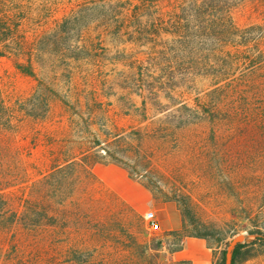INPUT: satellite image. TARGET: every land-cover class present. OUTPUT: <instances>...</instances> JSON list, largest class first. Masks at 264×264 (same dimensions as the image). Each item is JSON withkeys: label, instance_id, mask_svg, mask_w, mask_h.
Masks as SVG:
<instances>
[{"label": "rangeland", "instance_id": "374dc122", "mask_svg": "<svg viewBox=\"0 0 264 264\" xmlns=\"http://www.w3.org/2000/svg\"><path fill=\"white\" fill-rule=\"evenodd\" d=\"M83 1L9 0L28 45L19 61L31 56L34 75L0 55L11 121L0 141V264H189L172 254L190 236L205 238L219 262L239 235L235 264H264V244L251 243L264 232V128L224 112L218 123L190 122L180 104L193 107L210 80L156 94L170 85L152 66L178 74L179 52L169 43L156 55L129 39L157 14L127 3L129 31L117 35L109 24L118 4L92 0L75 14ZM232 15L239 26L264 24V3L246 0ZM66 159L79 164L53 174ZM134 182L176 205L179 230L149 227L130 198L141 194L122 192Z\"/></svg>", "mask_w": 264, "mask_h": 264}, {"label": "trees", "instance_id": "16d2710c", "mask_svg": "<svg viewBox=\"0 0 264 264\" xmlns=\"http://www.w3.org/2000/svg\"><path fill=\"white\" fill-rule=\"evenodd\" d=\"M131 1L133 0L101 1V5L109 9L118 4L116 9L110 10L116 19L109 24L113 25L116 34L129 31L126 4ZM137 1L140 3L135 7L139 9V13L147 10L152 11L151 16L153 13L157 15L151 17V21L145 25L142 24V27L135 26L129 39L135 43L151 45L156 55L166 49L169 43H173L176 46L174 52H179L178 57L182 59L178 74L174 66L166 67L159 63L152 66V72L160 71L170 85L169 88L162 85L152 90L156 94L162 91L168 93L169 89L184 88L187 79L194 82L199 78L208 79L210 85L196 98L193 107L185 102L180 104L178 110L192 117L190 122H201L206 117H211L212 122L218 123L217 115L224 112L231 114L228 120L230 123L244 121L264 128V24L239 26L232 15L233 9L246 0H165V5L159 4L161 0ZM261 1L264 3V0ZM89 2L95 1L80 2L74 13L78 15L86 11ZM163 6H167V10H163ZM92 8L99 9L98 4L95 3ZM15 17V8L10 5L9 0H0V55L14 56L17 68L34 75L31 56H28L26 64L19 61L28 45L25 36H20V24L15 21ZM166 17L170 20H166ZM79 37L78 41L82 42L84 36ZM82 44L86 45V41ZM170 79L179 80L173 84ZM9 107V103L0 95V141L3 127L11 122ZM3 117L7 118L2 121ZM78 164L75 159H66L53 164L52 172L56 174L74 169ZM1 181L0 203L4 202ZM39 200L36 198L34 201ZM61 203L60 201L59 204ZM29 208L26 207V210ZM252 234L255 235V240L251 243L264 244L262 230ZM243 245L238 243L234 248L231 264L236 263ZM226 252L227 250L221 261H215L214 264H226Z\"/></svg>", "mask_w": 264, "mask_h": 264}, {"label": "crops", "instance_id": "0c3cea01", "mask_svg": "<svg viewBox=\"0 0 264 264\" xmlns=\"http://www.w3.org/2000/svg\"><path fill=\"white\" fill-rule=\"evenodd\" d=\"M136 188L137 193L141 194V199L130 195L133 204L137 209L144 213L154 207L157 211V219L159 227L163 231H175L181 228V216L172 202L156 203L150 196L145 187L132 183L123 189V193H129V188ZM135 199L139 201L136 202ZM147 208V209H145ZM173 259L175 261H185L189 264H214V248L209 245L208 241L202 237L190 236L184 241L181 248L173 252Z\"/></svg>", "mask_w": 264, "mask_h": 264}, {"label": "water", "instance_id": "95a60500", "mask_svg": "<svg viewBox=\"0 0 264 264\" xmlns=\"http://www.w3.org/2000/svg\"><path fill=\"white\" fill-rule=\"evenodd\" d=\"M244 239H245L244 235H239L230 242L227 253H226V264L232 263L233 250L237 246V244L242 242Z\"/></svg>", "mask_w": 264, "mask_h": 264}, {"label": "built area", "instance_id": "2783aa9c", "mask_svg": "<svg viewBox=\"0 0 264 264\" xmlns=\"http://www.w3.org/2000/svg\"><path fill=\"white\" fill-rule=\"evenodd\" d=\"M145 219L148 222V225L151 229H159V222L156 216V212L153 210H148L144 214Z\"/></svg>", "mask_w": 264, "mask_h": 264}]
</instances>
